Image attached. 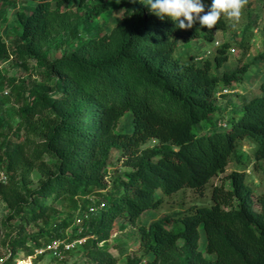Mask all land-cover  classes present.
I'll return each mask as SVG.
<instances>
[{
	"label": "trees",
	"instance_id": "16d2710c",
	"mask_svg": "<svg viewBox=\"0 0 264 264\" xmlns=\"http://www.w3.org/2000/svg\"><path fill=\"white\" fill-rule=\"evenodd\" d=\"M31 1L33 7L17 12L15 45L0 36V62L13 59L40 79L16 85L0 70V91L7 83L12 86L10 96L20 104L27 128L23 142L0 143V179L1 173L7 178L0 180L5 220L23 223L5 243L12 250L9 264L21 251L32 255L53 240L77 238H86V264H118L105 244L125 230L120 219L136 224L147 212L162 209L168 196L203 191L231 162L242 163L239 151L247 140L254 144L255 168L264 172V80L263 95L245 100L226 120L227 127H220L219 93L243 82L251 64L216 74L230 61V43L201 64L196 55H177L193 41H214L228 28L226 15L212 29L199 22L179 29L171 19L154 15L144 0H127L124 19L111 34H102L93 20L109 11L107 0H79L85 15L71 13L72 0ZM202 2L204 15L212 0ZM61 36L71 40L73 49L51 58L53 50L63 48ZM126 113L133 115V130L116 133ZM5 121L1 117L0 130ZM151 140L158 145L143 149ZM114 148L135 160L134 169L108 184L104 178ZM34 172L40 175L35 187ZM230 178V189L214 187L211 206L195 205L140 228L141 247L155 255L145 264H264V192L255 210L246 174L235 171ZM159 189L163 196L157 198ZM93 194L107 203H91L87 198ZM61 200L89 214L80 235H67L74 220L55 224L52 213ZM42 222L51 231L43 227L29 234L24 227ZM65 259L57 260L63 264ZM128 264L142 263L129 259Z\"/></svg>",
	"mask_w": 264,
	"mask_h": 264
},
{
	"label": "rangeland",
	"instance_id": "374dc122",
	"mask_svg": "<svg viewBox=\"0 0 264 264\" xmlns=\"http://www.w3.org/2000/svg\"><path fill=\"white\" fill-rule=\"evenodd\" d=\"M79 0H72L69 10L73 15L80 11L85 15L86 9L78 8ZM96 0H90L88 3H93ZM109 4V11L104 13L101 17L93 20V25L98 26L102 34H111L114 28L124 19L125 2L127 0H107ZM36 3L31 0H8L4 3H0V36L11 47L14 44L15 36L18 34L17 30V12L20 9H29ZM228 28L225 31H219L216 33L215 40L212 42L196 40L190 44L183 45L179 48L177 55H196L202 58L199 63H203L206 59H213L218 51V48L225 43L232 45L230 61L222 69L216 70V74L221 75L224 72H232L239 65L250 63L251 66L246 73L243 82L234 86L233 93L226 94L217 99V104L223 112V121L228 120L232 112L240 110L245 100L262 96L260 90V84L264 80V0H248L245 3L244 8L241 10V15L237 19L229 18ZM96 32V29L91 31ZM59 41L62 42L63 48L51 52L50 57H60L63 54H68L73 49L71 40L67 37L61 36ZM219 42L220 45H217ZM34 62L31 63L33 65ZM0 70L7 79L15 80L16 85H21L24 81L32 84L33 81L40 79L35 75L31 76V73L24 69L21 64L17 63L13 59L10 61L0 62ZM10 94H5V91ZM12 86L6 84L4 89L0 91V119L5 117V125L0 130V143L3 141L13 143L23 142L26 138V125L23 124V120L20 116V104L15 101V98L11 95ZM224 93V91H222ZM10 123V124H9ZM18 127L22 130L19 135L15 134ZM134 127L132 113H126L118 122L116 133H130ZM203 127H200V131ZM158 145L157 140H151L143 146V149H152ZM254 144L252 141L247 140L244 142L241 150L239 151V157L242 158V163L233 161L228 166L226 172L221 173L215 177L203 191L195 190H182L175 193L172 196H168L165 199L164 206L158 211L147 212L136 224H132L128 218L120 219L119 225L124 224L126 226L123 231H116L113 237L108 241L107 248L118 258V264H128L129 259L141 260L142 264L148 261L154 260L155 255L146 253L140 245L139 235L140 228L142 226H149L155 220H158L165 215L172 214L174 212L185 211L195 205L211 206L213 204V189L215 186H224L226 189H230L232 185V179L230 175L235 171L244 172L246 174V182L254 190L253 198L255 201L254 208L259 210L257 202L258 195L264 192V172L261 169H256V160L253 155ZM135 160L130 157L123 156L121 149L114 148L111 150L109 166L105 175V182L111 183L112 179L118 175L134 169ZM32 186L35 187L40 179V175L37 172L31 174ZM162 190L156 192V197H162ZM87 199L91 203L96 204L98 200L101 203L106 204V198H98L96 194L89 196ZM83 199L78 201L82 202ZM85 201V200H84ZM83 203V202H82ZM8 215V208L4 201L0 198V252L6 253L8 246L5 245L9 237L16 233V230L23 226L21 221L7 222L5 217ZM83 215V211L76 210L75 205L70 200H61L55 203V210L52 213V217L55 220V224L60 225L64 220H74L71 227L67 230V235L71 236L73 233L80 235L79 224L77 222ZM29 234H35L42 231L44 227L45 232L51 231L50 227L45 223L37 225H24ZM201 249L205 251L206 236L203 228L201 229ZM78 239V238H77ZM76 239V240H77ZM45 240V239H44ZM78 244L73 253L67 255L66 263L63 264H86V256L84 245ZM103 244H100L102 247ZM26 255L25 252H20L17 257ZM168 264H178V262L168 261ZM34 264H61L57 259L51 256L40 258L34 262Z\"/></svg>",
	"mask_w": 264,
	"mask_h": 264
},
{
	"label": "clouds",
	"instance_id": "9594fccd",
	"mask_svg": "<svg viewBox=\"0 0 264 264\" xmlns=\"http://www.w3.org/2000/svg\"><path fill=\"white\" fill-rule=\"evenodd\" d=\"M150 11L161 20L171 19L179 29H191L196 22L214 28L222 15L237 19L246 0H212L211 10L204 15L202 0H144Z\"/></svg>",
	"mask_w": 264,
	"mask_h": 264
},
{
	"label": "built area",
	"instance_id": "2783aa9c",
	"mask_svg": "<svg viewBox=\"0 0 264 264\" xmlns=\"http://www.w3.org/2000/svg\"><path fill=\"white\" fill-rule=\"evenodd\" d=\"M217 45H220L219 42H216ZM202 58H199L198 60H201ZM224 93H219V96H223L226 94L233 93L229 88H226L223 90ZM5 94H9V92L6 90ZM227 121H221L219 123L220 127H227ZM6 176L4 173H1V179L0 180H6ZM97 208H91V212L96 211ZM89 214H84L80 219L77 220L79 226L81 227L85 219L88 217ZM83 229L81 228L79 233H82ZM86 242V238H78L77 240L70 241L68 239H57L53 240L51 242H48L44 244L42 247L37 248L35 253L32 255H22L20 257L13 258V264H34V262L41 257L51 256L52 258H56L60 261L64 260L67 257V253H70L74 251L76 246L78 244H83ZM12 259V250L8 247L6 253L0 252V264H9V261Z\"/></svg>",
	"mask_w": 264,
	"mask_h": 264
}]
</instances>
